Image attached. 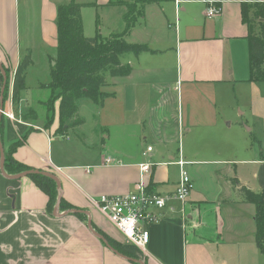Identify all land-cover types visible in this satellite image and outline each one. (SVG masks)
Listing matches in <instances>:
<instances>
[{"label": "crops", "instance_id": "obj_1", "mask_svg": "<svg viewBox=\"0 0 264 264\" xmlns=\"http://www.w3.org/2000/svg\"><path fill=\"white\" fill-rule=\"evenodd\" d=\"M69 1L0 0L3 110L12 111L7 101L8 80L26 50L32 54V64L24 74L26 86L27 72L36 66L48 81L36 77L35 86L42 94L31 100L27 86L21 100L32 106L48 100L51 89L40 88V83L50 81L51 57L56 55L57 5ZM74 1L81 6L83 35L101 33L106 38L123 30L126 6L120 1L129 0ZM212 1L220 12L208 17L206 4L199 0L145 4L140 14L144 23H133L124 39L146 43L155 51L121 57L131 70L107 77L101 103L88 98L77 101L74 118L78 122L70 127L88 140L92 153L80 148L81 141L68 142V127L58 129V103L49 127L38 124L37 118L14 115L11 119L2 114L4 154L19 142L13 158L29 169L53 172L60 183V198L73 207L60 210L58 205L54 211L55 204L49 207L46 193L29 175L15 178L16 173L5 170L3 164L8 175L0 170V264H228L221 251L226 244L222 234L229 223L228 232L241 233L238 220L253 222L255 209L241 200L237 189L244 185L254 191L251 177L257 181L255 191L264 184V82L248 81L249 30L241 15L242 4L264 0ZM85 9L94 10L100 32H85ZM242 94L249 97L247 129L255 130L248 146L244 134L231 129L232 109ZM80 106L90 110L82 111ZM80 113L89 116L91 125L83 127ZM99 144L101 151L95 149ZM180 156L193 182L184 213L175 201L174 210L164 209L162 217L147 226L149 242L147 255L143 254L91 205L90 198L133 190L140 162L152 163L143 178L146 190L169 194L178 181L179 166L174 161ZM239 164L247 168V177ZM231 177L238 182L232 183ZM236 202L242 210L232 207Z\"/></svg>", "mask_w": 264, "mask_h": 264}, {"label": "trees", "instance_id": "obj_2", "mask_svg": "<svg viewBox=\"0 0 264 264\" xmlns=\"http://www.w3.org/2000/svg\"><path fill=\"white\" fill-rule=\"evenodd\" d=\"M120 3L126 6L123 15L124 28L120 33L106 38H103L99 33H95L91 37L83 35L82 20L80 19L81 6L78 2L71 0L57 5L55 17L56 55L51 57L50 81L40 83V87L51 89L48 102L45 104L49 105L51 110L46 124L52 122L54 117L53 103L58 100V129L62 131L64 126H74L78 122L74 118L77 112L78 99L88 98L92 102L101 103L106 95L101 89L105 86L107 77L122 76L130 72V64L120 61L123 54L132 53L137 56L142 52L155 51L149 48L146 43H132L124 39V34L133 25L132 13L130 15L129 10V8L132 9V6L124 1H120ZM241 15L249 30L248 81L264 82V2L242 4ZM30 63H32V59L29 51L18 62L14 72L11 96L12 103L16 107L21 100V92L27 88L24 74ZM6 93L7 83H5L3 97H6ZM20 116L27 119L25 112ZM18 143L11 144L4 154V169L10 173H20L29 169L28 166L16 161L11 155ZM29 176L46 193L49 198V207L52 208L57 200L55 181L39 173ZM231 182L236 184L238 179L231 177ZM237 190L243 202L247 201L255 207L253 215V222L255 223L254 240L258 250L264 253V184L258 191H253L244 185H241ZM72 207L63 198L60 199V210ZM76 214L81 218L85 217L83 212H76Z\"/></svg>", "mask_w": 264, "mask_h": 264}, {"label": "rangeland", "instance_id": "obj_3", "mask_svg": "<svg viewBox=\"0 0 264 264\" xmlns=\"http://www.w3.org/2000/svg\"><path fill=\"white\" fill-rule=\"evenodd\" d=\"M149 1H151V0H146V1H144V0H129V1H127V3L130 4V6H132V9L129 8V10H130V15L132 13L131 19L133 20L134 24L137 23V25H139V24L144 23V20L140 16V14L144 12L145 7L147 6L145 4ZM155 1L158 2L161 0H155ZM143 6H144V8H143ZM93 11H94L93 9H87V10L85 9L83 11V20H84L85 32L88 35H93L95 33V31L100 32L101 23L96 24V20H94V16H93ZM139 12H140V14H139ZM122 21L124 22V19ZM112 22L114 24H117V22H115V21H112ZM139 32L141 33V36L143 37L144 33L142 31H139ZM28 52L29 51L26 50L20 60H22ZM124 56L135 57L132 53H125L121 57L124 58ZM31 59H32V54H31ZM31 64L32 63H30L28 65L27 69L31 66ZM27 73H28V77L26 78V81H27V86H29L28 91H27L28 92L27 95L30 96L31 100H34L36 98L38 99L40 97L39 95L42 94V91H41V89H38L35 86V81H36L35 79H36V77H39V79L42 81H48L47 75L45 73L41 74L42 71H41L40 66H36V67L31 68V71H29ZM248 100H249V97L242 94L239 104H236L235 108L232 109V114L230 116L233 119L231 129H237L239 133L244 134V136L247 140V143L245 145H247V146H248L249 142L251 141V135L255 131V130L254 131L252 130V133H251L250 130L247 129V127H249V124L251 121L247 115L248 110L247 111L245 110L246 107L248 106V104H247ZM46 102H48V100H46L44 103H41V104H40V102H35L32 106V104H29L26 102L23 103L22 100H20L17 107L12 103L11 108H12V111H13L15 116L17 115V117L20 118L21 117L20 114L25 112L27 119L29 118L30 120H35V118H37L36 122H38V124L49 127L50 123L46 124V122H48L51 110H50L49 105H45ZM57 103H58V100L54 101L53 106L55 107V105ZM90 103L92 105V108H97L96 104H94L92 102H90ZM80 107H81L80 109L82 111L83 110H90V108L87 106H80ZM242 109L245 110L244 114L242 113ZM80 114H83V119H84L83 127L91 125V122L89 120V116L85 115V113H80ZM228 121L229 120H227L226 122H228ZM245 121H247V123H245ZM73 128L68 127L67 138L70 140L68 142L74 143V142H80L81 141L79 143L80 148L84 152L92 153L94 148H91V145L88 143V140L84 137H80V132L78 134H76L75 131L73 130ZM112 142H113V144H116V141L112 140L111 143ZM95 149L101 151L103 149V147L101 146V144H99V146L95 147ZM239 156H242V155H239ZM238 168H240L242 174H245L246 177L248 176L247 175V168L245 167V165L239 164ZM250 177H251V175H250ZM251 184H252V186H254V188L256 190V188H257L256 178H255V180H253V178L251 177ZM232 207H234L237 211L242 210V207L237 205V202ZM238 224L241 227L240 228L241 233L233 235L232 232H228L227 228L230 225V223H229L227 225V228L225 229L224 234H222V236H224V238L226 239V244L223 245V249H221V251L226 256V258L228 260V264H264V253H262L261 251H258V249L255 246V240H254V236H253V228H254L253 222L251 220H247L246 223H244L243 221L241 222L238 220ZM232 236H234L235 238ZM236 243H238L239 246H237ZM239 254H241V255H239Z\"/></svg>", "mask_w": 264, "mask_h": 264}, {"label": "built area", "instance_id": "obj_4", "mask_svg": "<svg viewBox=\"0 0 264 264\" xmlns=\"http://www.w3.org/2000/svg\"><path fill=\"white\" fill-rule=\"evenodd\" d=\"M199 1L206 4L205 15L207 17L220 12L219 5L212 0ZM14 72H11L8 80L7 101L9 106L12 105L11 93ZM0 112L11 119L14 118V113L10 109H0ZM150 150V146L146 147L147 152ZM174 163L179 166L178 181L174 190L169 194L151 193L146 190L143 178L149 172L152 163L140 162L138 164L140 174L134 183L133 190L125 192V194H102L96 198H90L91 205L97 207L109 223L116 227L123 238L134 244L143 254H146V246L149 242L147 226L156 223L162 217L164 209L174 210L173 201L179 204L180 212L183 214V205L193 188L192 179H190L184 165L186 161L180 156Z\"/></svg>", "mask_w": 264, "mask_h": 264}, {"label": "water", "instance_id": "obj_5", "mask_svg": "<svg viewBox=\"0 0 264 264\" xmlns=\"http://www.w3.org/2000/svg\"><path fill=\"white\" fill-rule=\"evenodd\" d=\"M4 86H5V84L2 87V91H1L2 93H3V90H4ZM0 109H2V105H0ZM1 117H2V113L0 112V119H1ZM4 160H5V156H4L3 147H2V144H1V141H0V170L5 176H7L8 174H6L5 170L3 169ZM36 173L44 175V176H46V177H48L50 179L52 178L55 181V183L57 184V197H56L57 200H56L55 207H54V211H56L57 210V206L59 205V202H60V199H61L60 198L61 192H60V183H59L58 177L53 172H48V171L39 170V169H26V170L21 171L20 173H16V174L12 175V176L15 177V178H19V177H22L23 175H30V174H36ZM72 211L78 212L79 210H73L72 209ZM93 233L96 236L101 237L99 233H96L94 231H93Z\"/></svg>", "mask_w": 264, "mask_h": 264}]
</instances>
